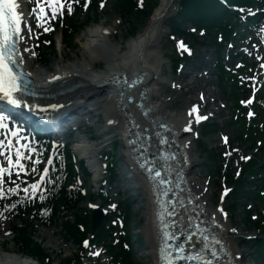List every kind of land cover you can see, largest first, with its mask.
<instances>
[{
	"label": "bare ground",
	"instance_id": "6f19581e",
	"mask_svg": "<svg viewBox=\"0 0 264 264\" xmlns=\"http://www.w3.org/2000/svg\"><path fill=\"white\" fill-rule=\"evenodd\" d=\"M21 1L23 15L27 17L25 18L27 22L28 15L24 8L26 4L23 0ZM178 3L179 0H160L159 5L148 16L144 30L129 40L124 47L113 41V38H116L115 26L107 28L103 25L85 30L87 26L76 25L74 28L81 31L74 32L70 41L62 43L69 48L73 38L83 31L79 38L81 52L80 54L77 52V60L72 64L63 60L57 68L50 67L48 71L34 67L35 55L31 54L32 51H26V49L35 50V47L31 46V35L27 32L29 25L25 29V38L21 41V50L24 63L33 74L35 84L40 86V91H43L46 97L76 86L73 91L58 94L54 98L47 97L48 105L79 108L72 107L74 111L83 109L82 116L86 115L90 127H92L93 116H96L101 108H105L102 118L107 116L109 121L112 119L115 121V130L123 143L121 154H125V158L132 161L136 174L140 180L142 179L140 185L147 194L149 218L146 234L157 263L161 261L160 250L164 247L166 240L163 232L167 226H164L159 213L160 202L165 201V206L173 210L170 216L175 232L178 228L182 232L190 227L186 222L182 225L184 218L181 222L180 215H184L185 218L190 215L193 218L194 214L190 209L195 206L200 207L213 231L219 234L218 240L224 252L229 255L232 264H237L233 246L230 244L232 241L227 234V225L217 218L215 211L206 210V206L210 204L207 203V198H203L204 193L200 195L201 193H193L192 189H189V186L196 184L191 176L195 162L193 156L195 137L192 136L191 109H188L184 115L170 114L171 112L166 110V95L161 91L167 76H164V62L158 53V48L168 32L167 26L170 19L177 12ZM64 16L61 15V19L67 17ZM64 25L60 22L58 27L63 28ZM68 27L73 28L70 25ZM47 43L48 40H44L40 44L41 50H38L40 54L48 53ZM179 61L178 57L173 58L172 71L179 72L185 78L187 75L184 70L179 64H175ZM98 66L102 69L96 70ZM201 83L196 87L210 86L209 79L202 80ZM46 85H49L50 89L41 90ZM192 90L194 91L193 87L184 92L189 94ZM76 116L81 117L78 114ZM59 122L61 123L62 120ZM187 122L190 126H187ZM90 127L88 129L92 130L93 127ZM83 139V145L77 146L78 151L82 153L83 158L90 157V164L87 165L93 168L95 175H98V166L95 168V162L91 159V156L96 154L97 148L95 144L87 141L88 138ZM136 155H139L138 159ZM136 159L139 167L135 163ZM82 166L83 164H80V167ZM142 172L147 174L143 175ZM156 172L160 173L159 177L155 175ZM156 181L159 184L157 186L154 185ZM165 182L172 194L170 193L167 198L165 196L159 199L161 194H165L162 189ZM191 198L195 199L193 205L188 203ZM173 201H176L177 207ZM180 204L185 205L183 209L187 210L186 213L179 214L182 209ZM165 217L167 213H163V218ZM183 244L189 254L196 253L195 242L183 238ZM2 258L3 253H0V264H34L33 261L22 257L18 259L6 255L4 258L6 260Z\"/></svg>",
	"mask_w": 264,
	"mask_h": 264
},
{
	"label": "rangeland",
	"instance_id": "374dc122",
	"mask_svg": "<svg viewBox=\"0 0 264 264\" xmlns=\"http://www.w3.org/2000/svg\"><path fill=\"white\" fill-rule=\"evenodd\" d=\"M114 3V0H107L105 6L98 9L96 14L93 13L91 17L93 20L89 23L85 30H87V28H96L103 25H105L107 28L115 26L114 31L116 39H113V41L114 43L123 45L124 47L126 45H124V43L130 40L124 41L125 37L129 35L130 30L134 26H138L139 31L136 35L141 33L146 26L148 17L136 16L128 19L122 18L120 13L114 8ZM159 3L160 0L157 1L156 5L158 6ZM88 15L86 17H82L83 21H86ZM186 25H188V23H186L185 26ZM56 30H60L58 35H56L57 50L53 47L47 48V58H49V62L44 64L41 61L35 60L34 67H39L45 71H48L50 67L52 69L57 68L58 64L63 60L68 64H72L77 60V52H79V54L81 52V42L79 38L83 31L76 35V37L73 38L70 47L66 48L61 43V28L59 27V29L57 28ZM167 35L168 32L161 40L160 47L158 48V53L164 62V76H167L161 89L164 95H166V110L167 112L169 111V113L171 112L170 114L184 115L187 109H192L194 106H196L198 112H195V114H199L200 111V115L206 117V125L211 124L210 126H212V130H214L209 132L208 135L203 134V122L199 123L197 127H194L192 136L196 138L193 144V156L195 162L192 168L193 174L191 176H193L192 180L196 184L195 186H189V189H192L193 193H201L200 195L204 193L205 197H202L204 199L207 198L206 201L210 204V206H206V210L208 212L215 211L217 218L223 220V222L227 225V234H229V237L232 241L230 244L233 245L238 262L243 264H262V262L257 259L254 261L252 260L254 259L255 252H253L252 248L249 249L244 243L245 237L255 240L256 237L259 239L262 238V236L256 228L249 226V224L245 222L243 212L244 207L242 205L243 201H239L237 203V205H239H236L237 208L232 204L235 190L231 180V169H234L239 163H241L243 160L242 157L252 156L253 152L255 151L251 148V141L247 140L246 144L243 143L242 138L239 137V125H236L231 121L233 114L235 113V103L237 100H235L233 96L227 94L225 90H223V88L219 85L218 71L215 67V62L217 59L215 48L210 46V44H202L204 39L199 36V34V44L194 42V39L188 36L176 38V41H181L183 44L193 47L194 51L196 52V61L191 68H186L184 70L186 73L184 74L187 75V77L183 78L182 76L184 75L182 74L175 75L171 68L170 59L173 57V55H175V53H177V46L173 41L168 40ZM229 64L231 65V63ZM100 69H102L101 66H99L97 70ZM205 79H209L210 86H204V88L196 87L199 84H202L201 81ZM192 87L194 91H190L189 94L184 92L186 89ZM203 94L206 97V102L200 103L202 99L201 95ZM104 110L105 108H101L98 111V114L93 116L91 123L93 127L92 130H86V133L84 134L81 133L82 137L88 138V142L91 141V136L96 138V140L91 143H96V148L98 149V152L96 153L97 158L100 155L103 156L106 151L110 150V142L113 137L115 139L119 137L117 132H110V135L105 138V131H107V129L105 127L106 124L104 123L107 116L103 120L102 117L105 114ZM221 134H225L229 137L233 148L228 149V146H225V143L221 139ZM81 140L82 138L79 140V143H81ZM77 146L78 145H76V147ZM205 146H207L208 150L213 154L218 152H220L221 155L226 154V158L223 159L221 157L222 159H220V163L207 160L205 158L204 151H202ZM237 151L239 154L236 153ZM121 152L122 150H120V153L117 152L118 157H121ZM122 163L123 160L120 164ZM102 169L104 170L105 168L102 167ZM130 174L131 173L129 172L128 175ZM88 179L91 185H96L95 190H97V185L99 182H95L93 178L90 177ZM122 181L123 183H121V179L119 177L116 183H114V187H119V189L122 191L120 193L121 195H117V190H114L115 188H111L109 191L107 190V192L110 194V196L116 197V199L121 198L122 200H131V215L133 216L131 220V226H135L134 234L137 235L139 232H144L145 235H147L146 225L149 218L147 194L144 188L142 190V192L144 191L143 195H140L141 190H138L142 189L141 187L138 189L135 188L137 185H139L141 180L131 177L129 180L127 179V181L123 179ZM225 188L230 189L227 195L224 194ZM248 205L258 218V210L262 209L260 208L261 205L251 201ZM220 208H223V213L219 211ZM224 213L227 215L225 216ZM8 227V224H4L0 227V253H3L4 251L2 248H12L18 250L13 241L12 235L6 232ZM233 229L236 231H233ZM37 239L54 254V262L52 264H60V258L65 255H69L70 252L75 248L72 243L66 242L59 231L53 228H41L37 234ZM148 243L149 244L147 247H143L139 252L136 253V264H156V260L152 253V245L150 242ZM2 244H4V247H2ZM93 251L96 250L94 249ZM105 259L106 257H103V261L100 264H106Z\"/></svg>",
	"mask_w": 264,
	"mask_h": 264
},
{
	"label": "snow or ice",
	"instance_id": "6c2138e0",
	"mask_svg": "<svg viewBox=\"0 0 264 264\" xmlns=\"http://www.w3.org/2000/svg\"><path fill=\"white\" fill-rule=\"evenodd\" d=\"M37 3H40V0H37ZM48 3L50 5H56V7H53L52 9L53 18L56 16L57 12H62L64 5L60 4L59 0H48ZM101 7H103V4H101ZM17 8L18 5L16 3V0H0V94H2L3 97L9 100L12 104L19 105L23 103L22 99L18 98L17 96V93L23 90L21 87V76L23 75V73L17 72L16 68L20 67L24 60L23 54L19 51V41L23 40L25 37L24 35H22V31L24 30H22L21 28L22 13L18 12ZM71 10L72 9L69 6L68 11ZM33 11H35V9ZM40 11L44 12V9L41 8ZM46 14L47 13H45V15ZM30 30L31 29L29 27L27 31ZM44 30L50 31L51 29L45 28ZM180 47L183 49L186 46L183 44V42H180ZM26 51L31 50L26 49ZM31 54L36 55L34 51L31 52ZM261 67H264V64H262ZM246 103H251V100L247 101ZM51 107L55 108L57 106L52 105ZM191 112H198L197 107L194 106ZM249 115H252V113H249ZM7 119L8 118L5 115L0 114V129H9V124L5 123ZM196 119L197 121H199L206 119V117L197 114ZM10 131L11 136L16 137L20 130L17 128L15 130L10 129ZM21 139H23V137ZM224 139L225 142H227V137H225ZM21 148H28V145L20 144L19 148H15V146L13 145V141L9 139L7 140V148H5V141L0 140V150H2L0 151V155L4 156V162H0V199H4L10 194L19 195L22 191L25 195L29 196V198L36 197L39 194L38 198L43 201L46 198L44 195V191H47L46 189H43V185L49 182L46 179L49 173V168L47 167L43 169L42 174H40L39 176V180H36L31 184L24 186L23 188H21V184L16 183L15 180L11 181V186H8L7 188L5 187V184L8 183L6 176L10 178L15 172V175L17 177H20L21 173L27 175L29 172V168L26 167V165L22 161L25 159L32 160V157L30 155L25 156V153L20 150ZM31 151L35 153L36 149L32 148ZM14 156L15 159L13 158ZM242 159H248V157H242ZM38 163H40V160L38 158L33 161V164ZM48 163L51 164V160H49ZM30 170L33 173L36 172V168L34 166L31 167ZM155 175L159 177L160 173L156 172ZM229 191L230 189L225 188L224 194L227 195ZM19 202L20 201H17V203ZM15 207L16 204H12L9 206L8 210L14 209ZM111 207L115 208L116 205L113 204L111 205ZM219 211L222 213L224 212L223 208H220ZM224 215L226 216L227 214L224 213ZM0 218H5L2 211H0ZM233 231L236 230L233 229ZM84 246L86 248L89 247V242L87 240L84 241ZM160 251L162 259L164 260V264H174V261L177 259V257L173 256L171 252H168L166 248H162ZM183 251V247L177 248V252L182 253ZM99 254V251H93L91 253V255L93 256H97ZM216 254L217 251L214 248L212 251L213 257H215ZM187 258L203 261V264H213L212 260H205L204 256L199 254L195 257L189 256Z\"/></svg>",
	"mask_w": 264,
	"mask_h": 264
},
{
	"label": "trees",
	"instance_id": "16d2710c",
	"mask_svg": "<svg viewBox=\"0 0 264 264\" xmlns=\"http://www.w3.org/2000/svg\"><path fill=\"white\" fill-rule=\"evenodd\" d=\"M235 1H238V0H235ZM148 2H149L148 5L152 6L155 0H148ZM182 5H183V8H182L183 12H181L179 19H181L182 21H190L193 24L198 25L199 27L206 26L210 28L211 26L215 24H220V20H221L220 15H223L224 17H226L225 13H227L226 7L223 6L218 0H184ZM115 8L116 9L119 8L122 14H124L126 17H132L137 12L140 15L145 14L144 10L137 11V0H117L115 4ZM147 12H149V10ZM180 25L181 23H179L178 19H176L173 23L174 30L183 32L181 31ZM66 36L68 40L70 41L69 38L71 36L70 35H66ZM244 129L245 128H242L243 131ZM211 158H215V155L212 154ZM252 167H253L252 165H249V168H252ZM69 169H71L70 166H69ZM233 181L234 183L239 182V186L242 189L241 195H243L244 197H249V194H250L249 190L244 189L245 185L248 184V179H243V176L241 175L240 178L238 179L235 178L233 179ZM67 193L68 191L65 192L64 190H62L60 192V195L57 196L54 204L58 207L64 205V203L68 204L71 200L70 199L71 197ZM238 197H240V193H239V196L236 194V199ZM77 199L79 200L75 201V203H78L82 199V197L80 198V196L78 195ZM70 207H72V205H70ZM115 213L120 216L123 214V212L120 209H117ZM246 214H247V220L249 222L250 221L249 212H246ZM20 216L22 217L23 213H20ZM59 217H60V214L58 212V214H55L54 219L58 220ZM128 218L130 217L128 216ZM78 222H81L86 227L85 231H83L81 228H79L75 224L67 225L68 230L66 229L68 232L67 234H69L71 238L74 241H76L77 244L81 242L82 237H85V233H81V232L88 233L91 230L89 216H85V218H83L81 221H78ZM108 229H114V227L107 228L106 226H103L102 229L96 234V236L102 238L105 235H110L111 232ZM16 231L17 232L15 233V235L17 236L18 243L20 245H23L27 251H29L31 254L38 255L43 260L45 258H50V255L44 250L41 244H39L33 237V233L35 229L31 222L24 223L22 227L16 226ZM114 257H115V261H118L120 257H122L123 258L122 264H136L133 254L132 253L126 254L123 248H122L121 253L114 255ZM77 259H80V257L74 256L72 258H68L65 260V264H81V262Z\"/></svg>",
	"mask_w": 264,
	"mask_h": 264
}]
</instances>
